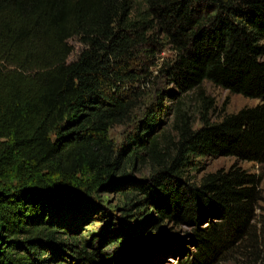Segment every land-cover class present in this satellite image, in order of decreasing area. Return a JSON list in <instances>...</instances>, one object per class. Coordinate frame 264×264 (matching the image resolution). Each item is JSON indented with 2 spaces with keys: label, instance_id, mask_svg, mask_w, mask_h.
Returning <instances> with one entry per match:
<instances>
[{
  "label": "trees",
  "instance_id": "trees-1",
  "mask_svg": "<svg viewBox=\"0 0 264 264\" xmlns=\"http://www.w3.org/2000/svg\"><path fill=\"white\" fill-rule=\"evenodd\" d=\"M74 37L82 49L68 60ZM165 46L174 53L157 70L166 85L146 104L143 65ZM263 56L264 0H0V264H98L97 233L80 225L111 188L126 206L101 211L98 234L117 244L116 263L158 250L169 220L192 229L194 264H264ZM205 81L258 102L212 121ZM141 107L116 148L109 129ZM204 156L235 160L194 183L188 171ZM136 163L150 176L131 178ZM150 220L155 234L126 249L122 234L137 238Z\"/></svg>",
  "mask_w": 264,
  "mask_h": 264
},
{
  "label": "rangeland",
  "instance_id": "rangeland-1",
  "mask_svg": "<svg viewBox=\"0 0 264 264\" xmlns=\"http://www.w3.org/2000/svg\"><path fill=\"white\" fill-rule=\"evenodd\" d=\"M135 3L137 4V2ZM137 6H139L138 9L142 7L140 4H137ZM70 42L74 47V51L72 52L68 60L74 59L82 49V44L79 42L78 38L74 37L70 40ZM173 55V51L169 49L168 46H165L161 51L157 52L154 55L152 61H148L143 65V67L148 68V72L151 73L150 83L147 86L148 95L146 98V104H151L154 101V90L158 86L164 87L166 85L165 81L159 77L157 70L161 62L171 59ZM202 86L205 89L206 93L213 97L215 100V109L210 115V119L212 121L219 120L224 113L236 112L243 106L254 105L258 102L256 98H248L243 97L240 94L230 93L228 90L215 86L207 81L203 82ZM190 95L191 94H189L188 96ZM160 102L163 107H166L170 103L167 98L162 99ZM224 102H226V104L223 107ZM186 106L189 107L193 118L196 119L197 115L195 105L193 100L189 97H187ZM143 109L144 108L141 107L140 110L136 111L135 119H133L131 122L126 124H116L109 129V138L112 140L116 148H120L129 139V137L132 136L139 121L143 117ZM160 113L162 119L165 122V125L162 129L171 130L172 115L167 113L166 111ZM198 126L199 122L196 120L194 123V127L197 128ZM197 160V164H195V166L188 171L190 179L194 183H198L200 181V178L208 172L214 171L219 168L227 169L235 159L232 156H204L198 157ZM240 165L251 172H259L261 170L260 164L252 161H243L240 162ZM129 172L131 178H134L137 181H142L150 176L151 168L148 163H136L133 168H130ZM93 197L95 198L96 203L101 207V209L97 213L89 216L88 220L83 225H80V228L82 227L85 230L93 228L94 233H97V239L95 241L94 248H100V251L104 252L100 257L101 260L98 261V264H119L111 260L112 254L117 248V244L108 246L106 241L101 242V237L99 236V234L103 232L102 230H106L105 228H103L104 221L100 215L101 211H104L106 213V210L108 209L112 210V212L118 215L121 208L126 206V199L121 192L112 188L99 191L97 195H94ZM259 206L260 208L258 209V211L262 212V210L264 209V204L260 202ZM152 226L153 224L151 223V220L148 221L145 226H140L139 228L143 227V233L140 234V236H138L137 238L131 233V231L123 233L122 235H125L124 239L128 241L126 249H129V245L140 242L142 238L147 239V236L144 237L147 233L149 235L150 233L155 234V232L158 230V227L154 229L152 228ZM157 232L160 233L159 235L161 238V240H159L160 242L158 243H161L163 246L161 245L158 250L151 251L149 256L138 258L137 260H135V262L130 264H194L193 260L197 252V247L193 240H191L190 238V234L192 232V229L190 227L177 225L169 220H164L161 222V224H159V230ZM47 264L54 263L53 261L49 260ZM204 264L234 263L231 259L228 260L227 256H225L224 258L220 259L214 258Z\"/></svg>",
  "mask_w": 264,
  "mask_h": 264
}]
</instances>
